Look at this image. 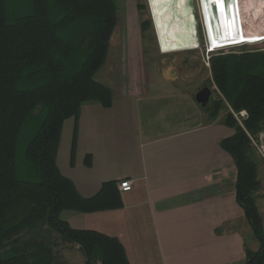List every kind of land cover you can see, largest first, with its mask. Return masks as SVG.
<instances>
[{"label": "trees", "instance_id": "trees-1", "mask_svg": "<svg viewBox=\"0 0 264 264\" xmlns=\"http://www.w3.org/2000/svg\"><path fill=\"white\" fill-rule=\"evenodd\" d=\"M118 14L117 0H0V264H62L54 256L53 234L78 245L87 264H131L117 237L74 228L62 218L66 210L119 205L104 195L115 182L84 197L57 164L65 121L78 118L87 103L113 102V89L98 74ZM146 29L143 21L141 30ZM211 71L225 98L215 102L213 116L226 103L237 112L247 110L245 127L252 134L264 129V52L242 59L217 55ZM225 123L234 129L221 144L237 168L236 199L258 243L255 248L246 242V264H264L255 148L233 114Z\"/></svg>", "mask_w": 264, "mask_h": 264}, {"label": "crops", "instance_id": "crops-1", "mask_svg": "<svg viewBox=\"0 0 264 264\" xmlns=\"http://www.w3.org/2000/svg\"><path fill=\"white\" fill-rule=\"evenodd\" d=\"M133 54L136 65L126 67L124 84L101 81L113 89L112 104L87 103L78 118L67 119L57 153L58 167L82 196L115 182L104 195L120 204L66 210L62 218L117 237L131 264H246L237 168L221 144L234 129L225 122L197 124L199 103L178 82L188 74L136 70L146 60L142 42ZM160 79L172 88H152ZM166 98L186 100L183 115L160 108ZM125 178L134 180L129 192L119 188Z\"/></svg>", "mask_w": 264, "mask_h": 264}, {"label": "rangeland", "instance_id": "rangeland-1", "mask_svg": "<svg viewBox=\"0 0 264 264\" xmlns=\"http://www.w3.org/2000/svg\"><path fill=\"white\" fill-rule=\"evenodd\" d=\"M188 1L193 4V23L198 36V44L186 48L165 50L160 43L157 23L151 9V0H117L119 8L118 25L112 36L107 62L98 74V78L105 83H112L116 88L117 84H124L129 71L126 70V67L132 69L136 65L131 61L135 56L133 50L142 42L146 60L145 62L141 60L142 64H138L136 70L149 72L162 70L187 73L188 75L182 80L178 79V82L181 81V88L189 92L193 101H195L197 92L203 87L207 86L212 89V97L207 107H202L200 104H197L195 111V115L198 117L197 124L210 121L225 122L227 114L231 113L237 123L242 127L234 115V112L235 114H238V112L232 109L231 106L226 105V103L222 105L221 109L214 116L212 114L216 110V107H214L215 102L225 98L213 82L211 61L213 57L220 54H232L242 59V56L247 53L264 52V41L221 48L212 53L210 59H208L205 51L208 40L205 35L201 16L200 0ZM138 5L142 6V8H139ZM143 21H146L147 26L144 32L141 30V23ZM152 83V88L163 87L169 88V90L172 88V85H168L163 79L155 80ZM186 102V100L175 102L172 99L166 98L160 102L159 107H164L168 111L175 109L179 114L183 115ZM179 114H176V116ZM252 153L257 163L258 178L261 181V189L257 194L256 203L262 216L264 227V162L257 154L256 149H252ZM243 231L248 245L256 248L258 243L253 238L247 220L244 223ZM51 240V246L57 261L62 264H87L85 256L78 245L65 242L58 234H53ZM92 264L100 263L93 262Z\"/></svg>", "mask_w": 264, "mask_h": 264}, {"label": "bare ground", "instance_id": "bare-ground-1", "mask_svg": "<svg viewBox=\"0 0 264 264\" xmlns=\"http://www.w3.org/2000/svg\"><path fill=\"white\" fill-rule=\"evenodd\" d=\"M152 10L157 23L161 46L165 50L186 48L198 44V36L193 23V4L188 0H151ZM200 0V10L205 35L209 46L214 49L236 44L255 43L264 40V4L260 0H250L238 5L239 34L230 29L226 18L225 2L220 4L219 24L213 20L212 2ZM233 27V26H232Z\"/></svg>", "mask_w": 264, "mask_h": 264}, {"label": "water", "instance_id": "water-1", "mask_svg": "<svg viewBox=\"0 0 264 264\" xmlns=\"http://www.w3.org/2000/svg\"><path fill=\"white\" fill-rule=\"evenodd\" d=\"M250 0H235V2L230 3L229 0H224V9H226V18L230 20L229 28L235 30L237 32V35L239 34V23H238V5L244 4ZM212 11L214 13L213 20H216L220 27V32L222 33V25H221V19H220V4L222 5V2L216 3L215 1L212 2ZM151 9H152V1H151ZM153 13V10H152ZM156 25V23H155ZM233 26V27H232ZM212 97V89L210 87H203L201 90H199L195 96L196 101L202 106L207 107L208 103L210 102Z\"/></svg>", "mask_w": 264, "mask_h": 264}, {"label": "built area", "instance_id": "built-area-1", "mask_svg": "<svg viewBox=\"0 0 264 264\" xmlns=\"http://www.w3.org/2000/svg\"><path fill=\"white\" fill-rule=\"evenodd\" d=\"M217 50L219 49H214L212 46H209V43L207 41L205 51L208 59H210V55L216 52ZM234 115L238 119L239 123L242 125L244 130L246 131L247 135L249 136L251 144L256 149L257 154L261 157L262 161L264 162V129L260 130L256 134H252L250 131L246 129L244 122L249 117L247 110H241L238 112V114L237 113L235 114L234 112ZM133 184H134L133 179L125 178L119 182V188L122 192H129L132 190Z\"/></svg>", "mask_w": 264, "mask_h": 264}, {"label": "snow or ice", "instance_id": "snow-or-ice-1", "mask_svg": "<svg viewBox=\"0 0 264 264\" xmlns=\"http://www.w3.org/2000/svg\"><path fill=\"white\" fill-rule=\"evenodd\" d=\"M216 3H220V2H223V0H215ZM230 3H233L235 2V0H229ZM260 3L261 4H264V0H260Z\"/></svg>", "mask_w": 264, "mask_h": 264}]
</instances>
